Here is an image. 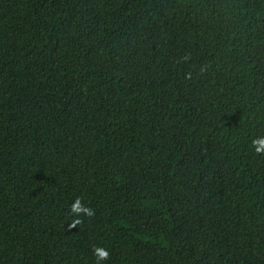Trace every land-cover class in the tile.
<instances>
[{
    "label": "trees",
    "instance_id": "16d2710c",
    "mask_svg": "<svg viewBox=\"0 0 264 264\" xmlns=\"http://www.w3.org/2000/svg\"><path fill=\"white\" fill-rule=\"evenodd\" d=\"M261 137L264 0H0V264H264Z\"/></svg>",
    "mask_w": 264,
    "mask_h": 264
},
{
    "label": "clouds",
    "instance_id": "9594fccd",
    "mask_svg": "<svg viewBox=\"0 0 264 264\" xmlns=\"http://www.w3.org/2000/svg\"><path fill=\"white\" fill-rule=\"evenodd\" d=\"M253 147L255 148L256 153L258 154H264V137L255 139L253 141ZM71 211L76 216H80L81 214L86 215L88 217H92L94 215V212L88 208L85 207L80 199L78 198L75 203L71 207ZM81 221L79 219H75L72 221L71 227H75L76 225L80 224ZM93 254L97 259V264H99L100 261H106L109 259L110 253L103 247H96L93 249Z\"/></svg>",
    "mask_w": 264,
    "mask_h": 264
}]
</instances>
